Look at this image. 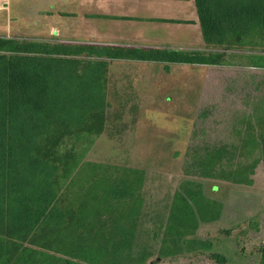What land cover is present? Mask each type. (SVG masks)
<instances>
[{
	"label": "rangeland",
	"instance_id": "rangeland-1",
	"mask_svg": "<svg viewBox=\"0 0 264 264\" xmlns=\"http://www.w3.org/2000/svg\"><path fill=\"white\" fill-rule=\"evenodd\" d=\"M237 42L204 45L201 51L225 53L219 65L142 61L130 53L141 48L74 44L87 47L75 58L98 65L89 85L103 87L104 105L96 122L87 118L90 129L66 134L59 144V153L73 150L81 158L68 191L80 197L92 186L108 193L113 206L101 216L105 232L121 216L133 183L139 197L133 247L141 259L132 264H260L264 161L250 183L205 177L197 163L206 151L226 150L229 158L223 154L216 169L246 167L251 152L242 141L264 131V68L249 56H264V46ZM117 52L125 58H115ZM68 191L64 206L73 196ZM176 194L193 210L192 198L196 210L210 206L186 230Z\"/></svg>",
	"mask_w": 264,
	"mask_h": 264
},
{
	"label": "trees",
	"instance_id": "trees-1",
	"mask_svg": "<svg viewBox=\"0 0 264 264\" xmlns=\"http://www.w3.org/2000/svg\"><path fill=\"white\" fill-rule=\"evenodd\" d=\"M194 1L206 46L238 43V38L252 48L264 46V0ZM86 48L0 37V264H132L141 259L133 247L139 209L133 183L128 181L121 216L105 232L101 216L113 206L108 193L92 186L80 197L68 191L81 158L73 150L59 153V144L66 134L88 129L87 118L96 122L104 105L103 87L89 85L95 78L92 65H98L75 58ZM131 52V59L174 64L219 65L225 58V53L196 50ZM249 56L255 67L264 68L263 55ZM114 57L125 58L121 52ZM83 63L85 69L78 73ZM242 145L251 152L248 166L216 169L228 153L206 151L197 162L201 175L250 183V175L264 161V131L249 135ZM66 191L73 196L64 206ZM179 197L177 212L186 230L195 213L204 218L210 206L196 210L192 198L193 210Z\"/></svg>",
	"mask_w": 264,
	"mask_h": 264
},
{
	"label": "crops",
	"instance_id": "crops-1",
	"mask_svg": "<svg viewBox=\"0 0 264 264\" xmlns=\"http://www.w3.org/2000/svg\"><path fill=\"white\" fill-rule=\"evenodd\" d=\"M0 12V37L205 49L194 0H0Z\"/></svg>",
	"mask_w": 264,
	"mask_h": 264
}]
</instances>
